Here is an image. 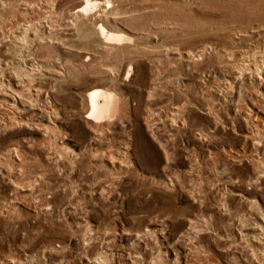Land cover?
Returning a JSON list of instances; mask_svg holds the SVG:
<instances>
[{"label": "rangeland", "instance_id": "374dc122", "mask_svg": "<svg viewBox=\"0 0 264 264\" xmlns=\"http://www.w3.org/2000/svg\"><path fill=\"white\" fill-rule=\"evenodd\" d=\"M83 1L0 0L8 88L6 36L29 23L64 43L21 52L39 94L0 106V264H264V0H96L77 19ZM95 20L130 40L85 44ZM93 88L124 104L109 125L84 116Z\"/></svg>", "mask_w": 264, "mask_h": 264}, {"label": "bare ground", "instance_id": "6f19581e", "mask_svg": "<svg viewBox=\"0 0 264 264\" xmlns=\"http://www.w3.org/2000/svg\"><path fill=\"white\" fill-rule=\"evenodd\" d=\"M96 4H98V2L96 0H84L82 4L73 7L72 11L70 10L71 11V15H73V17H75L77 19H80V16H81V18L84 17L88 12H90V10H92L96 6ZM105 5H106V3H105ZM97 16H98V14H97ZM75 21H76V19H75ZM78 23L79 24L77 26L76 35L85 44L91 43V41H93L94 38L98 42V47H100L105 42L112 43V44H115V43L121 44V42H126V41L130 40V37H128L123 32H114L112 30H108L101 23L97 22L96 20H95V22L91 23V27H88V25H86L85 24L86 22H84V21H79ZM45 26L48 28L47 25H45ZM32 27L33 26L29 25V23H28V25H25V26H22V27H18L13 33H10L9 36H6V37H8L7 39H9L10 42H12V45L17 50H19L20 53L23 52V51L26 52V51L33 50L32 46L35 45V44H38L39 42H45V43H47L49 45H51L53 43H58L60 45H64V43H62L59 38L53 37L50 33H48L49 35H46L44 33L43 34H38L37 31L34 30ZM74 29H75V27H74ZM96 40H95V42H96ZM65 47L67 49H69V50H74L75 49V47H72L69 44H66ZM82 48H83V46H82ZM82 48L78 49V50L81 51V50H83ZM20 53H19L18 57L15 59V62L19 65L18 69L16 71L15 70L14 71H10L13 74V77H14L12 82L14 83V86L17 88V90L16 89H10V88H8L6 85H4L2 83L3 82V78L5 77V71H6L7 68H4V67L2 68L0 66V86H1L0 87L1 88L0 89L1 90L0 91V106L1 107L4 106L7 109L14 108L15 103H14L13 100L5 102L4 97L11 98V95L12 94L15 95L16 92H18L19 94L21 93L23 95H26L30 90H33L37 94H39V87L33 88L34 76L36 75V76H39V77H43V76L45 77V75L43 74L45 69L43 68V65L40 64V61H38V62H36L34 60L30 61L31 57L29 58V56L27 54H26V56L25 55L23 56V54L20 55ZM14 57H16V56H14ZM6 64H7V62H6ZM11 64H12V62H11ZM2 65H3V62H2ZM125 68H127V67L125 66ZM130 69H131L130 67L127 68L126 76L130 75ZM8 80H11V79L8 78ZM106 92H104L103 89L101 90V89H98V88H93V89H90L88 92L85 93V96H86V99H87V103H88V110L85 111L84 116L86 118L90 119L91 121L95 122V123L107 122L106 124L109 125L110 121L114 120L116 117L119 116L120 111L122 109V106L124 104L122 103L121 99L118 98L116 95H114V94H112L110 92H107V93ZM26 109L27 110L35 109V106H34V104L29 103L26 106ZM41 110L47 112L46 114L49 117H51V118H54L55 115H56V110L53 107H50L47 102L44 103V105L42 106ZM0 113H1V111H0ZM14 116L15 115H10L9 121L5 122L4 125L8 126V125L15 124L16 122H13V120H14L13 118H15ZM248 119H251V117H248ZM258 120L259 119L257 118V116H255V120L254 121H258ZM19 121H20L18 123L19 125H21L22 123H24V124L28 123V120L23 121L22 119H19ZM251 122H252V120H251ZM35 124L41 126V128H39V129H41L44 134L47 133V131H49L50 128H52V126H54L53 123H35ZM62 147L69 151V148L66 147L65 145H62ZM125 149H126V151L125 150H116V151L109 150L108 151V155H107L108 160L111 163L114 162V161H119L120 165L125 163L126 160H127V159H125V156H127L125 154L130 149V146L127 145L125 147ZM12 150H13V152H15L14 149H12ZM8 152L11 154L9 149H8ZM69 155H70V153H69ZM1 157H2V155H1ZM1 169L3 171L6 170V169H3V168H1ZM6 173L10 174L11 170L7 169ZM167 180H168L167 184H171L172 185L171 179L169 177H167ZM192 223H193V220H190L189 221V226L192 225ZM253 226L254 227L264 228V219H261V221H259L258 223H256V222L253 223ZM194 228H192V229L194 230ZM147 231H149L148 228H147ZM152 232H154V233L155 232L156 233H160L161 232L162 234H164L163 230H161V229H159V230L155 229ZM254 237H255L254 235L251 236V238H254ZM188 246H187V248H188ZM260 253H261V255L264 256V247L261 248ZM179 258L180 257L178 255H176V253L175 254L173 253V258L172 259L178 260ZM184 259H185V263L187 261H189L188 252L184 255Z\"/></svg>", "mask_w": 264, "mask_h": 264}]
</instances>
